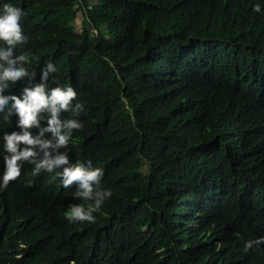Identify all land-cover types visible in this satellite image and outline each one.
I'll return each mask as SVG.
<instances>
[{
	"label": "trees",
	"instance_id": "trees-1",
	"mask_svg": "<svg viewBox=\"0 0 264 264\" xmlns=\"http://www.w3.org/2000/svg\"><path fill=\"white\" fill-rule=\"evenodd\" d=\"M5 4L23 10L32 83L53 63L49 88L84 105L61 114L83 124L62 150L102 168L112 196L95 223H69L76 186L24 163L0 190V264H264V244L243 250L264 238V0ZM16 119L0 114V177Z\"/></svg>",
	"mask_w": 264,
	"mask_h": 264
},
{
	"label": "clouds",
	"instance_id": "clouds-1",
	"mask_svg": "<svg viewBox=\"0 0 264 264\" xmlns=\"http://www.w3.org/2000/svg\"><path fill=\"white\" fill-rule=\"evenodd\" d=\"M253 10L260 12L261 8L256 5ZM22 16L23 10L10 4H5L0 11V42L7 46L0 47V114L6 121L15 116L16 128L19 129L5 132L2 136L5 155L0 190L21 176L24 163L34 165L33 175L62 169L57 173L62 187L75 185L73 198L85 202L84 205H71L64 213L65 219L69 223H95L93 213L98 212L112 196L110 189L101 187L103 169L73 164L68 151L62 150L68 148L73 132L81 131L83 124L76 118L61 119V114L71 112L73 117H79L84 112V105L73 103L77 93L70 86L49 88L50 75L58 71L53 63H47L40 71V81L32 83L35 73L26 67L31 62V53L21 51L16 54L15 51L17 45H25L29 41L20 23ZM25 78L29 84L21 89L19 95L5 94L10 85ZM236 235L239 236L238 233ZM260 244H264V238L245 241L243 250L248 252Z\"/></svg>",
	"mask_w": 264,
	"mask_h": 264
},
{
	"label": "rangeland",
	"instance_id": "rangeland-1",
	"mask_svg": "<svg viewBox=\"0 0 264 264\" xmlns=\"http://www.w3.org/2000/svg\"><path fill=\"white\" fill-rule=\"evenodd\" d=\"M83 12H82V9H79L78 12H77V15L75 17V20H74V26L80 30V26H81V23L83 21Z\"/></svg>",
	"mask_w": 264,
	"mask_h": 264
}]
</instances>
